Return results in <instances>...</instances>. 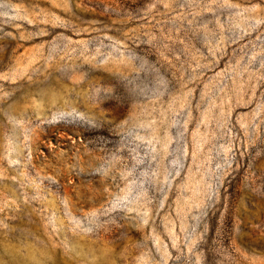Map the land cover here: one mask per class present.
<instances>
[{
    "label": "rangeland",
    "instance_id": "obj_1",
    "mask_svg": "<svg viewBox=\"0 0 264 264\" xmlns=\"http://www.w3.org/2000/svg\"><path fill=\"white\" fill-rule=\"evenodd\" d=\"M0 264H264V0H0Z\"/></svg>",
    "mask_w": 264,
    "mask_h": 264
}]
</instances>
